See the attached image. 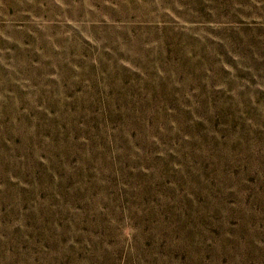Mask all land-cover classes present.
<instances>
[{
  "label": "rangeland",
  "instance_id": "1",
  "mask_svg": "<svg viewBox=\"0 0 264 264\" xmlns=\"http://www.w3.org/2000/svg\"><path fill=\"white\" fill-rule=\"evenodd\" d=\"M0 264H264V0H0Z\"/></svg>",
  "mask_w": 264,
  "mask_h": 264
}]
</instances>
